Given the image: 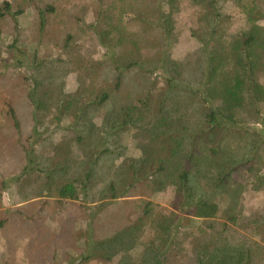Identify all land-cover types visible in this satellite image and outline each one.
Listing matches in <instances>:
<instances>
[{"label": "rangeland", "instance_id": "obj_1", "mask_svg": "<svg viewBox=\"0 0 264 264\" xmlns=\"http://www.w3.org/2000/svg\"><path fill=\"white\" fill-rule=\"evenodd\" d=\"M121 1L0 0V264H138L139 254L149 247L166 255V264H191L195 240L205 239L211 230H223L221 237L212 242L232 252V264H244L242 257L254 244L264 248V185L262 190L255 188L256 179L247 177L244 166L222 186L212 188L209 178L196 175L195 160L184 162L189 174L188 203L194 206L197 201L217 202L224 219L204 223L174 212L176 220H172L175 223L171 228L179 227V231L159 235L160 221L170 219L173 206L182 204L175 193L178 182L171 172L173 167L160 174L153 168L162 143L152 140L151 135L161 132L152 134L149 129L145 137L132 127L139 122L134 118L143 110L146 120L140 122L142 127L166 117L170 125L162 130L169 131L173 138L196 134L195 128L202 122L197 89L205 84V79L201 80L205 64L200 60L205 57L198 53L201 45L191 38L190 32L198 33L205 26L199 24L203 8L191 0L161 1L163 19L171 30L164 47L171 64L165 65L157 63L160 50L146 51V40L140 38L138 52L131 46L130 37L140 26L138 21H131L133 12L138 9L140 13L141 4L150 1L123 0L124 4H135L132 11L127 9L124 13L120 11ZM238 1H219V12L225 14L219 28L226 35L236 36L249 28L236 5ZM111 4H115L114 9ZM258 25L264 28V18ZM117 29L128 38L117 42ZM154 33L155 29L149 35L152 42H156ZM211 42L206 47L208 51ZM132 52L147 71L140 67L122 68L131 57L119 56ZM176 73L188 78V87H167V81H173ZM260 79L264 84V77ZM148 93V103L143 102L140 108L138 100ZM103 95H107L104 102L97 105ZM69 101L71 106L64 109ZM172 107L175 110L169 111ZM79 111L82 116L76 121ZM124 117L126 125L117 131V122ZM234 127L229 134V128L219 132L211 144V150H217L212 157L214 173L226 165L235 169L236 162L249 156L252 161L264 156V144L260 148L254 146L257 150L251 154L252 143L264 140L261 123L245 121ZM241 127L250 131L262 129L263 135L241 132ZM75 135L80 143L73 140ZM190 148L195 150L194 158L201 156L203 164L208 162L210 149L203 152L200 143L190 144ZM254 164L264 168V161ZM127 167L150 175V180L156 182L155 189L138 184L141 190L135 191L149 197L153 215L146 218L141 214L144 196L131 204L128 222L140 217L138 239L132 249L124 245L113 248L111 231L120 228L113 226L114 215L118 216L121 211H115L122 207L117 204L120 199L111 201L109 186L111 180L117 182L125 176ZM38 170L48 174L42 175ZM87 170L94 178L84 197L61 204L52 197V186L81 179ZM161 186H170L171 190L155 193ZM122 215L125 218L127 213ZM227 216L237 219L223 229L221 222ZM208 224L210 229L206 228ZM99 241L109 245L98 250ZM252 252L255 260L259 254ZM103 253L106 257L100 256ZM258 253L263 254L260 249Z\"/></svg>", "mask_w": 264, "mask_h": 264}, {"label": "trees", "instance_id": "obj_2", "mask_svg": "<svg viewBox=\"0 0 264 264\" xmlns=\"http://www.w3.org/2000/svg\"><path fill=\"white\" fill-rule=\"evenodd\" d=\"M145 1L147 2L148 0ZM149 1L150 2L147 5H144V3L141 4L143 5L141 8L144 11L142 10L139 13L137 9L133 12L135 16L131 21H138L140 26L138 27L137 32L132 34L130 37L133 41L131 46L137 51V49H139L138 46L140 45V38L142 41L146 40L147 52H150L153 49L158 50V52L160 50L159 62L157 63L165 65L167 63L170 65L171 63L167 58L168 56L165 53L166 51H164V47L167 44L166 41L171 34V30L166 26V22L163 19V4H160L162 0ZM219 1L220 0H191L193 4L203 8V11L199 16V24L205 25L204 27L200 28L198 33H196L194 30H191L190 32L191 38H194L201 45V49L198 51V53L200 52L201 57H205L204 60H200V62L205 64V68L201 75V80L205 79L203 81L205 84L200 85L201 88L197 89L202 103L200 106L202 122L198 127L195 128L196 134L192 135L197 137L194 139L192 136H179L173 138V134L169 135V131L162 130L164 129V126L168 127V125H170V122L167 123L166 117H164L163 120L160 118L153 120L149 122L148 126L142 127L140 122L146 120V112L143 110H140L138 112V116L134 118L136 121H139L136 123L137 125H132L133 128L135 127L138 129V134H143L145 137L147 136L146 134L148 133L149 129L153 131L152 134L154 131L161 132L156 135H151L152 140H155L159 145L162 143V146L158 147L160 153L155 156L157 166L153 164L155 166L153 168L156 173L159 172L160 174V172L166 171L173 167V171L171 172H174V177H176L178 182L177 187L175 188V193H177V199L182 200V204L179 206H173V212L169 213V216L171 217L170 219L167 218V221H160L162 226L161 229H159V235L166 234L168 232L173 235L179 231V227H177L176 230L171 228L172 224L175 223L176 220V215L174 212L180 213L185 217L201 219L204 223L212 221L213 219H219L220 217L224 219L223 212L219 206L220 204L217 202L197 201L194 203V206L191 203H188L186 192L187 185H189V174L187 172V168H185L183 165L184 162L189 163L191 160H195L194 168L196 170V175L209 178L212 188L222 186V184L228 181L234 171L247 166V177H255V182L258 183L256 185V183L253 182L255 188L258 187L259 190L263 189L264 168L261 166L258 168V165L254 164V162H263V155L261 158H253L254 161H252L249 156L241 162H236L237 164L234 166L235 169H230L228 168L229 165H226L222 171L217 173L213 172L214 162L212 157L217 154V150L215 148L211 150V144L214 142V139L219 134V132L222 134L224 131H227V128H229V134L231 130H235L234 126L245 123V121L255 124L261 123L264 126V84H262L260 81V78L264 77V28L258 25V21L264 18V0H240L236 3L241 14L245 18L246 23L249 24V28L247 30L240 32L236 36L226 35L224 29L219 28L221 22L225 18V14L219 12L218 8H220L219 5H221ZM119 4L121 6V13H124L127 9L132 11L133 8H131V6L134 7L135 5L133 2L124 4L123 0L119 2ZM111 8L114 9L115 4H111ZM153 29L156 30V33L153 35L156 37V42L149 40ZM122 31L119 29L116 30V33L120 35L117 38V42L128 38L124 32L122 34ZM197 35L201 37L197 38ZM210 42L212 44V48L208 51L206 47ZM113 55L117 57L115 52H113ZM127 56L131 57L129 58V63H127L125 67L122 68L130 69L131 67H140L141 70L147 71V68L144 66V64H140L136 61L134 52L127 53L126 56L121 55L119 56V59H123ZM146 56V58H149L148 54H146ZM143 62L146 61L143 60ZM158 64L157 66L155 65L157 68L159 67ZM174 75L175 78L173 81H175V83H173L172 79H170V81L168 80L166 83L169 89L176 87L175 84H177L178 87L180 85L188 87L190 84L189 80L183 79V75L180 73H176ZM119 82L120 81L118 77L116 83L117 87ZM167 87L166 90L168 89ZM153 90H155V88H153ZM106 96L107 95H103L100 97L97 101V105L102 104ZM149 98L150 95L148 93L142 100H138V106L143 108V102L148 103ZM70 101L64 105V109H68L71 106ZM174 105L176 106L177 104L174 103ZM174 110L175 109L172 107V110L169 111ZM80 111L76 117V121H79L82 116ZM13 115V112L10 111V116L12 118H14ZM239 116H242V119H239ZM125 118L126 117L123 119L121 118L120 121L117 122V131L122 129V126L126 125ZM76 124L78 125V122ZM76 124L75 127L77 126ZM113 129L114 128L111 127L112 132ZM239 130L244 133H257L260 134L259 136L263 135L262 129L259 131L256 129L250 131L246 127H241ZM73 140L80 143V138L77 135L74 136ZM196 140L197 142H195ZM198 142L200 143L201 150L203 152H205L207 149H210L207 151L209 158L208 162L205 164H203L201 156H199V158H194L195 150L191 151L190 148V144H199ZM263 144L264 140L261 143L253 142L251 146V154L255 152L254 150H257L254 146L260 148ZM207 145H210V148H207ZM198 146H196V150ZM226 168L227 170H225ZM38 171L42 175L48 174L43 170ZM55 171H59V169H55ZM124 175L125 176L122 175L121 178L117 180V182H113V180H111L112 183L109 186L111 191V201L116 203L117 200L120 199L117 204L120 205L119 207H122L115 211L116 213L118 211L121 212L118 216L114 215L115 220H113V226L115 225L116 228V226L120 225V228L111 231V247L116 248L118 246L122 247V245H124V247L127 246L128 249H132L134 246V241H137L138 239V237H136V230L140 226V217H138L136 221H132L130 223L128 222L130 218V211L128 210V207L131 204L134 205L136 201L125 202V199L133 197L144 199V196V210L141 214L146 218L150 217L153 215V211H151L150 208L152 202L147 201L149 200V197L146 194L139 195V193L136 194L137 192L135 191L141 190L138 184H145V187L148 189L150 187L155 189L157 184L156 182L150 180V175H143V173L140 171L135 172L130 167L125 169ZM92 178H94V176L91 175V171L87 170L81 179L77 178L66 180L61 184H56L55 186H52V197L56 198L57 202L60 204L64 201H78L81 197L85 196L87 185L91 182L90 180ZM122 213H127V216L123 218L124 216ZM173 219L175 220L172 221ZM236 219L237 216H227L225 222H221V227L224 229L226 224L233 225ZM2 225L3 223L1 222L0 227ZM206 228L210 229V224H208ZM222 231L223 230L215 233L214 230H211V233H209L205 239L195 240V245L192 252L193 254L191 256V264H232L234 262L235 256L231 251L222 250L218 247L216 242H212L213 239L215 240L216 238L221 237ZM164 237L169 238L167 235ZM107 245H109V243ZM107 245L106 242L99 241L97 248H99L98 250H104ZM141 246L142 245H140V247ZM254 246L251 248V250L248 249L244 257H242V263L249 264L253 261L264 263V248L258 244H254ZM152 249L153 248L149 247L148 250H143V253H141L142 255L139 254L140 261L138 264L167 263L168 258L166 255L161 252L151 251ZM258 249H260L263 254L258 253ZM149 250L151 252L147 253ZM252 251H254L256 254H259L255 260L252 258L254 255ZM103 254L100 256L104 257L105 254Z\"/></svg>", "mask_w": 264, "mask_h": 264}, {"label": "crops", "instance_id": "obj_3", "mask_svg": "<svg viewBox=\"0 0 264 264\" xmlns=\"http://www.w3.org/2000/svg\"><path fill=\"white\" fill-rule=\"evenodd\" d=\"M183 77H184L185 80H188V78H186L185 76H183ZM160 188H161V190H155V193H159L160 192V193L166 194L167 189L171 190V187L170 186L169 187H163V186H161ZM125 200H126L125 202H127V201H136V200H140V198L139 197H133V198H127ZM147 201L152 202L150 199L147 200ZM35 255H37V254L35 253L34 256ZM38 256H39V254H38Z\"/></svg>", "mask_w": 264, "mask_h": 264}]
</instances>
